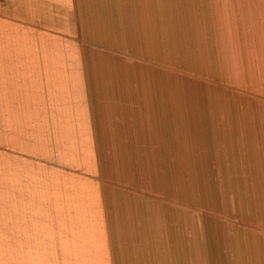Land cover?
I'll list each match as a JSON object with an SVG mask.
<instances>
[{
  "label": "crops",
  "instance_id": "0c3cea01",
  "mask_svg": "<svg viewBox=\"0 0 264 264\" xmlns=\"http://www.w3.org/2000/svg\"><path fill=\"white\" fill-rule=\"evenodd\" d=\"M196 56L264 264V0H0V264H206Z\"/></svg>",
  "mask_w": 264,
  "mask_h": 264
},
{
  "label": "rangeland",
  "instance_id": "374dc122",
  "mask_svg": "<svg viewBox=\"0 0 264 264\" xmlns=\"http://www.w3.org/2000/svg\"><path fill=\"white\" fill-rule=\"evenodd\" d=\"M183 45L184 49H190L187 45ZM183 47L176 43V52ZM197 57H193L190 61L186 58L175 61V86L181 83L185 87V91L184 89L180 91L176 86L175 103L187 99L192 105L191 109L196 111L191 113V148L192 151L202 153L198 162H201V166L207 170L205 173L207 178H205L208 186H204L207 191V201L204 202L202 199L203 189L198 185V178L197 181L195 180L196 183H192L190 193L192 201H196L197 204L200 196L201 206L206 208L205 228L208 246L206 264H244L248 245L258 240L253 236L247 237L245 224L241 222L238 224L234 219L238 216V211L237 206L235 205L234 208L232 202V173L229 161L227 162L226 159L229 158L230 147L226 146L224 140L219 139L218 142L215 140L214 109H212L214 104L210 103L214 91H209V89L213 90L214 82L206 80L201 75ZM200 103L203 105L202 108L198 107ZM203 110H206L208 115L205 116ZM232 248H234L233 252Z\"/></svg>",
  "mask_w": 264,
  "mask_h": 264
}]
</instances>
